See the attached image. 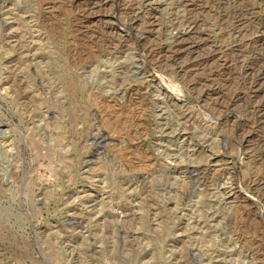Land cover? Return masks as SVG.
<instances>
[{
    "label": "rangeland",
    "instance_id": "rangeland-1",
    "mask_svg": "<svg viewBox=\"0 0 264 264\" xmlns=\"http://www.w3.org/2000/svg\"><path fill=\"white\" fill-rule=\"evenodd\" d=\"M263 114L264 0H0V264H264Z\"/></svg>",
    "mask_w": 264,
    "mask_h": 264
},
{
    "label": "bare ground",
    "instance_id": "bare-ground-1",
    "mask_svg": "<svg viewBox=\"0 0 264 264\" xmlns=\"http://www.w3.org/2000/svg\"><path fill=\"white\" fill-rule=\"evenodd\" d=\"M88 9V8H87ZM234 16V15H233ZM229 49V48H228ZM182 51V50H181ZM178 52V51H177ZM237 60V59H236ZM167 71V70H166ZM264 115V114H263ZM178 132V131H177ZM176 135H177V133H176ZM178 135H179V133H178ZM174 136V135H173ZM174 162V161H173Z\"/></svg>",
    "mask_w": 264,
    "mask_h": 264
}]
</instances>
